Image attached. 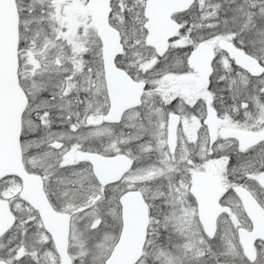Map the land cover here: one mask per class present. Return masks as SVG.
<instances>
[{
    "label": "snow or ice",
    "instance_id": "1",
    "mask_svg": "<svg viewBox=\"0 0 264 264\" xmlns=\"http://www.w3.org/2000/svg\"><path fill=\"white\" fill-rule=\"evenodd\" d=\"M0 264H264V0H0Z\"/></svg>",
    "mask_w": 264,
    "mask_h": 264
}]
</instances>
